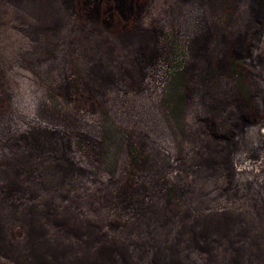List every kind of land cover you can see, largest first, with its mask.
Masks as SVG:
<instances>
[{"label": "rangeland", "instance_id": "374dc122", "mask_svg": "<svg viewBox=\"0 0 264 264\" xmlns=\"http://www.w3.org/2000/svg\"><path fill=\"white\" fill-rule=\"evenodd\" d=\"M0 264H264V0H0Z\"/></svg>", "mask_w": 264, "mask_h": 264}, {"label": "trees", "instance_id": "16d2710c", "mask_svg": "<svg viewBox=\"0 0 264 264\" xmlns=\"http://www.w3.org/2000/svg\"><path fill=\"white\" fill-rule=\"evenodd\" d=\"M171 62H173V63L176 62V63L171 66L172 68L169 67L170 68L169 76H171L172 74L173 75L174 74L175 75L179 74V77H180L181 76V72L178 73L179 66L177 65V63L179 62V60L174 58L173 60H171ZM169 79H170V77H169ZM173 95H174V97L171 100L170 99V96H173ZM170 96H169L168 99H166V101H164V104H165L166 108L168 109V111L170 112L171 116L174 119H176L177 118V114H176L177 107H174L175 109H173V106L178 105L180 107L182 105V103H183L184 96H183V94L181 92L178 91L177 85L175 87H172L171 88V95Z\"/></svg>", "mask_w": 264, "mask_h": 264}]
</instances>
